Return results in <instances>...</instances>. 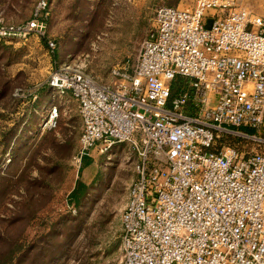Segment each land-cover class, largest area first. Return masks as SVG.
I'll return each instance as SVG.
<instances>
[{
  "label": "built area",
  "instance_id": "built-area-1",
  "mask_svg": "<svg viewBox=\"0 0 264 264\" xmlns=\"http://www.w3.org/2000/svg\"><path fill=\"white\" fill-rule=\"evenodd\" d=\"M49 10L40 0L31 21L0 20V41L45 37ZM113 76L115 84H101L67 63L48 84L79 104L81 159L117 144L137 156L120 264H264V151L242 156L221 143L264 125V15L228 0L160 7L134 73L116 68ZM178 76L192 92L171 99ZM58 119L55 108L50 130Z\"/></svg>",
  "mask_w": 264,
  "mask_h": 264
},
{
  "label": "rangeland",
  "instance_id": "rangeland-1",
  "mask_svg": "<svg viewBox=\"0 0 264 264\" xmlns=\"http://www.w3.org/2000/svg\"><path fill=\"white\" fill-rule=\"evenodd\" d=\"M38 1L0 0V20L23 25ZM47 1L45 37L0 41V264H120L121 214L137 156L129 144H117L81 159L79 104L51 89L48 78L74 63L99 83L115 84L114 69L134 73L156 10H190L197 0ZM228 1L264 15V0ZM55 108L58 125L50 130ZM246 130L248 137L221 143L242 156L264 151V125Z\"/></svg>",
  "mask_w": 264,
  "mask_h": 264
},
{
  "label": "trees",
  "instance_id": "trees-1",
  "mask_svg": "<svg viewBox=\"0 0 264 264\" xmlns=\"http://www.w3.org/2000/svg\"><path fill=\"white\" fill-rule=\"evenodd\" d=\"M38 3V2H37ZM180 82L182 83L179 88L177 89V83ZM51 89H53L51 87ZM185 91H189V92H192L191 88H190V82L188 80H186L185 78L183 77H176L172 83V97L171 99H175L177 97H179L181 95V93L185 92ZM69 93V92H68ZM67 94V93H66ZM72 97L73 95L71 93H69ZM74 98V97H73ZM193 104H192V100L190 101L189 103V106L188 108L186 109L187 113L189 114H194L195 113V110L193 109ZM83 125V124H82ZM248 132H252L251 130H246ZM77 195V193H73V196L75 197ZM122 235V234H121Z\"/></svg>",
  "mask_w": 264,
  "mask_h": 264
}]
</instances>
